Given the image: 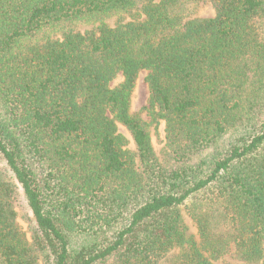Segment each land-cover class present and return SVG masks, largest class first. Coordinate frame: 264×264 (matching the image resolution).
<instances>
[{
    "label": "trees",
    "instance_id": "trees-1",
    "mask_svg": "<svg viewBox=\"0 0 264 264\" xmlns=\"http://www.w3.org/2000/svg\"><path fill=\"white\" fill-rule=\"evenodd\" d=\"M220 260L264 264V0H0V264Z\"/></svg>",
    "mask_w": 264,
    "mask_h": 264
},
{
    "label": "rangeland",
    "instance_id": "rangeland-1",
    "mask_svg": "<svg viewBox=\"0 0 264 264\" xmlns=\"http://www.w3.org/2000/svg\"><path fill=\"white\" fill-rule=\"evenodd\" d=\"M214 14H215V9L212 4L205 5L198 13V15L202 17H209V16H213ZM147 73H148L147 71H142L140 73L138 80H137L136 88L133 94V102H132V109L136 112L141 113L142 116L146 119H148L149 117L146 114V112L142 111V109L147 104L148 97H149V89H148L147 82L145 80ZM122 79H123V76L120 75L116 80L113 81L112 84L115 85L118 82H120ZM164 128H165V124L164 122H162L160 126L158 127V129L156 131L155 130L153 131V142H154V146L157 151H160L162 147L164 146V142H165ZM120 131L123 134H125L127 137H129V134L124 127L121 126ZM129 146L132 147L133 145L130 144ZM20 213L30 214V212H28V210L26 209L21 210ZM187 221L190 224L192 231L197 233L196 226L194 225L192 220L187 218ZM20 223L25 230L28 228V224L24 219H20ZM224 258L227 260H233L231 253L226 255ZM218 263L221 264L222 260H220Z\"/></svg>",
    "mask_w": 264,
    "mask_h": 264
}]
</instances>
